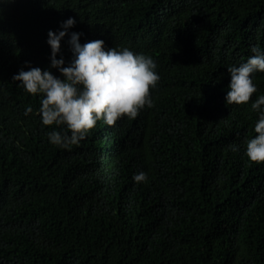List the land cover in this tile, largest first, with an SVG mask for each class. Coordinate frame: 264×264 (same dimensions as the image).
<instances>
[{
    "label": "trees",
    "instance_id": "trees-1",
    "mask_svg": "<svg viewBox=\"0 0 264 264\" xmlns=\"http://www.w3.org/2000/svg\"><path fill=\"white\" fill-rule=\"evenodd\" d=\"M69 18L65 67L80 33L151 57L160 79L152 107L66 149L48 136L65 126H45L43 96L13 76L63 79L47 41ZM253 46L264 0H0V264H264V163L246 155L264 72L247 104L225 99Z\"/></svg>",
    "mask_w": 264,
    "mask_h": 264
},
{
    "label": "clouds",
    "instance_id": "clouds-1",
    "mask_svg": "<svg viewBox=\"0 0 264 264\" xmlns=\"http://www.w3.org/2000/svg\"><path fill=\"white\" fill-rule=\"evenodd\" d=\"M12 2V0H5ZM74 18L67 19L58 34L48 33L47 43L51 47V67L60 71L63 79L57 78L50 70L38 67L28 71L21 69L13 76L25 90L43 96L39 113L45 126H65L66 130H53L48 133L52 144L69 149L81 140L103 120L109 126L127 116L134 119L145 106L152 107L151 90L156 87L160 77L155 71L157 65L151 57L136 54L128 48L105 49L103 40L79 43L80 33H71L69 44L74 59L64 66V59H56L61 49V40L68 35V29L75 25ZM251 56L240 66L227 69L230 74L227 104H247L257 87L253 83L254 72H264V52L258 46L252 47ZM264 95L252 103L259 111L255 124L254 138L247 141L246 155L250 161L264 163ZM33 110L29 106L25 115ZM238 151L236 145L229 146ZM137 183L145 182L147 174L140 172L133 176Z\"/></svg>",
    "mask_w": 264,
    "mask_h": 264
}]
</instances>
